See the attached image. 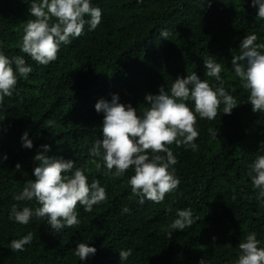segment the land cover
<instances>
[{
	"label": "trees",
	"instance_id": "trees-1",
	"mask_svg": "<svg viewBox=\"0 0 264 264\" xmlns=\"http://www.w3.org/2000/svg\"><path fill=\"white\" fill-rule=\"evenodd\" d=\"M29 3L0 0V49L10 57L24 56L33 68L0 108V264H121L119 250L128 248L133 252L126 264H198L202 257L207 264H235L248 233L255 232L264 246V208L247 175L248 164L264 154L259 151L264 113L252 111L248 92L231 68L246 35L255 33L257 43H264L258 6L251 0H210V6L209 0H93L102 9L101 24L91 32L86 26L44 66L19 49L27 20L34 19ZM165 29L169 38L160 36ZM207 57L222 63L223 86L240 104L230 115L221 105L215 120L197 118L198 150L169 146L178 158L180 186L159 204H140L128 183L133 169L115 178L92 163L89 149L103 138V113L95 104L118 93L122 103L140 113L147 107L146 94H158L161 85L169 91L178 76L194 71L215 86L218 82L206 76ZM210 128L218 130L217 139L210 137ZM25 131L33 140L31 149L22 147ZM44 144L51 145L47 155L75 161L89 183L98 179L106 188L108 198L92 212L77 206L78 228L54 232L43 219L21 225L8 218L13 204L38 206L12 197L35 179L39 162L34 157ZM17 163L21 171L15 170ZM125 206L129 213L122 212ZM187 207L199 220L169 239L176 211ZM29 232L31 244L12 252L10 240ZM79 242L95 246V255L80 261L74 255Z\"/></svg>",
	"mask_w": 264,
	"mask_h": 264
},
{
	"label": "clouds",
	"instance_id": "clouds-1",
	"mask_svg": "<svg viewBox=\"0 0 264 264\" xmlns=\"http://www.w3.org/2000/svg\"><path fill=\"white\" fill-rule=\"evenodd\" d=\"M230 2L224 0L226 4ZM137 3H143V0H137ZM251 3L253 7L258 6L256 18L264 20V0H251ZM29 5L30 16L34 19L27 20L19 49L39 65L48 66L54 62L62 45L67 46L79 38L86 26L88 32L94 31L102 21V9L94 5L93 0H30ZM160 36L169 38L168 30L161 31ZM257 40L255 33L243 38L231 68L248 92L247 102L251 103L252 111L264 113V43L258 44ZM204 64L206 76L214 78L217 85L202 80L194 71L186 77L178 76L169 91L161 85L158 94H146L147 107L140 113L131 103H122L118 93H113L111 100L101 98L95 104V110L103 113V138L95 140L89 149L92 163L98 171L103 167L106 174L115 178L123 177L127 170L133 169L128 183L131 191L139 196L140 204L145 201L159 204L167 193L180 186L175 169L178 158L169 146L175 144L177 148L183 146L185 150L197 151L196 140L200 135L197 118L215 120L221 105L222 113L230 115L240 104L223 86L222 63L207 57ZM32 71L24 56L10 57L0 49V108L5 97L14 95L19 80H27ZM208 131L213 140L218 138V130L210 128ZM20 139L23 148L33 147L28 131ZM41 148L44 151L34 157L39 162L33 171L35 179L27 181L12 197L18 202L35 201L38 206L20 208L13 204L8 218L21 225H28L33 218L43 219L54 232L78 228L81 220L77 206L92 212L94 206L108 198L106 188L98 179L89 183L85 169L77 167L75 161L47 155L51 145L44 144ZM259 151L264 153V145ZM2 159L6 160L7 154ZM15 170L21 171L19 163ZM247 175L253 189L258 190L259 206L264 208V154H258L248 164ZM122 212L129 213L130 209L125 206ZM198 220L191 207L178 209L167 229L169 239L175 231L191 228ZM32 240L31 232L19 239H11L10 249L12 252L24 251ZM238 248L235 264H264V246L255 232L248 233ZM96 252L95 246L79 242L74 255L80 261H86ZM132 252L131 248L119 250L121 264H126ZM198 264H207V261L202 257Z\"/></svg>",
	"mask_w": 264,
	"mask_h": 264
}]
</instances>
